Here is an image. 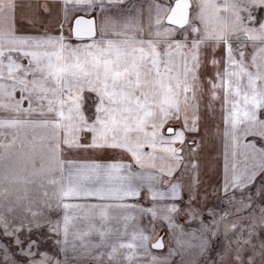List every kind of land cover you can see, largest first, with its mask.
<instances>
[{
  "label": "snow or ice",
  "instance_id": "obj_1",
  "mask_svg": "<svg viewBox=\"0 0 264 264\" xmlns=\"http://www.w3.org/2000/svg\"><path fill=\"white\" fill-rule=\"evenodd\" d=\"M0 112V264H264V0H0Z\"/></svg>",
  "mask_w": 264,
  "mask_h": 264
},
{
  "label": "crops",
  "instance_id": "obj_2",
  "mask_svg": "<svg viewBox=\"0 0 264 264\" xmlns=\"http://www.w3.org/2000/svg\"><path fill=\"white\" fill-rule=\"evenodd\" d=\"M25 3L29 2V0H24ZM37 2H43V0H31V3L35 4ZM50 3L52 4H57V3H62L63 0H49ZM140 2L142 3H147L148 0H140ZM71 11V9H70ZM55 13H53L54 15ZM75 14H83L81 13L80 11H77ZM94 14V13H93ZM49 27H55V25H49ZM22 63H27L26 60H22L21 61ZM15 95H19V89L17 88L15 90ZM25 105H26V101L24 102ZM215 112H216V115L215 116H208L206 121L205 120H202L201 121V129H200V137L202 138H205L206 141L204 142V145L207 144V140L209 139V137H216L217 138L219 136H222V134H220L219 136L212 132L211 129L215 127V124L217 122V120H220V122H222V119H220L221 117V113H220V110H219V105L217 104V107L215 109ZM3 113L0 112V115H2ZM205 122L207 123H212V124H209V125H212L209 127V131L207 133H205V129H204V124ZM215 123V124H214ZM206 148L208 147H200V150H199V154H198V159H199V168H198V173H199V180H200V188L201 190L203 191H207L208 194H209V202L211 203H214L218 200V198H220V196H223V192L222 191H218L217 188L220 186V183L223 179V167H224V162L222 161V159L224 158L223 157V146H222V150L221 152H213V153H220L219 156L221 158V160L218 162V161H202L203 158L205 159L204 155L206 154ZM205 150V151H204ZM216 156V155H213V157ZM212 157V158H213ZM78 158L79 159H91L93 158V154L91 152L89 153H79L78 154ZM95 158H100V159H103L104 157H101L99 154H96V157ZM215 160H217V157L215 158ZM218 162V163H217ZM183 167V166H182ZM179 175V174H178ZM184 179H190V176H187V177H184ZM214 185L216 187H214ZM183 219V217H181ZM181 218H179L180 220H182ZM179 222V221H178ZM146 223V221L144 222ZM153 236H155V234H153ZM164 247L161 249V250H165L166 246L167 248H169V240H168V237H167V232L165 231L164 232ZM126 239L128 237H125ZM152 241L150 240L149 241V251L151 253H154L156 255H164L166 254L164 251L162 252H158V251H153L152 248L150 247V243ZM171 245L173 247H176V241H175V238L173 237L172 240H171ZM191 250V252H194L195 249L193 248H189ZM137 251H143L142 249H137ZM184 256H185V253H184ZM190 256V255H189ZM177 258L178 260L181 259V256H180V253L178 252L176 254V256H174L173 258ZM150 260V256L149 255H140V256H136V255H133L132 258H131V261H125L123 258H121V261H120V264H147V262Z\"/></svg>",
  "mask_w": 264,
  "mask_h": 264
},
{
  "label": "rangeland",
  "instance_id": "obj_3",
  "mask_svg": "<svg viewBox=\"0 0 264 264\" xmlns=\"http://www.w3.org/2000/svg\"><path fill=\"white\" fill-rule=\"evenodd\" d=\"M209 124H212V123H208V125ZM210 126H212V125H209V127ZM215 126H216V124H215ZM220 127L221 128L223 127L222 122H220ZM0 139H5V137L0 136ZM205 141H206V139L201 137V146L200 147H208V148H206V154L204 155L205 159L203 158L202 161H205V162H207V161H213V162L218 161L219 162L221 160V158L219 156L220 153L216 154V153H213V152H221L222 146H223V138H222V136H219L218 138H217V136L216 137H209V139L207 140V144L206 145H204ZM213 155H216V156L213 157ZM216 157H217V160H215ZM222 161L224 162V158L222 159ZM207 163H209V162H207ZM222 199H223V196H220V198H218V200L216 202H214V203H218ZM257 200H259V202L264 203V199H260L258 197ZM219 244H220V241H219V238H217V240L213 244V249H215L216 247H219ZM152 250L153 251H158V250H154V249H152ZM191 250L187 249L185 251V256H184L185 258L189 257L190 254L195 252V250H194V252H191ZM162 251L167 253L168 252L167 246H166L165 250H159L158 252H162ZM195 259L200 261V264H204L205 259H207V260H211L212 259V254H208L206 258L204 256H196ZM177 261H178V259L176 257L172 258L170 264H177Z\"/></svg>",
  "mask_w": 264,
  "mask_h": 264
},
{
  "label": "water",
  "instance_id": "obj_4",
  "mask_svg": "<svg viewBox=\"0 0 264 264\" xmlns=\"http://www.w3.org/2000/svg\"><path fill=\"white\" fill-rule=\"evenodd\" d=\"M151 245H152V242L150 243V247H151L152 249H154V250H161V249L164 247V243H163V247H161V248L152 247Z\"/></svg>",
  "mask_w": 264,
  "mask_h": 264
}]
</instances>
